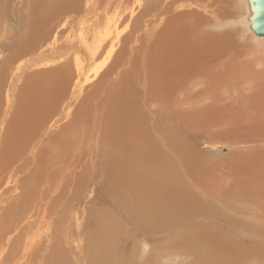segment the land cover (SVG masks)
Here are the masks:
<instances>
[{"label": "bare ground", "instance_id": "1", "mask_svg": "<svg viewBox=\"0 0 264 264\" xmlns=\"http://www.w3.org/2000/svg\"><path fill=\"white\" fill-rule=\"evenodd\" d=\"M186 1L192 3L184 5ZM194 1L209 4L200 6ZM231 1L246 19L235 23L238 29L249 32L254 46L263 43L264 37H257L250 29L248 0ZM226 5V0H46L43 9L74 15L67 50L81 52L85 64L74 79L67 74L63 55L46 60L39 57L28 63L18 62L16 56L9 66L2 64L0 73L7 74L10 82L5 83L8 91L0 111V264H123L125 246L129 249V245L121 247L123 239L115 241L112 232L118 233L122 228L109 231L111 227L107 225L106 234L95 242V233L89 234L92 223L84 207L95 201L118 205L114 210L121 222L130 228L133 234H129L141 249L152 248L155 264H159L163 250L157 252V247L153 248L155 236L158 231L163 235L171 226L176 230H195L194 244L183 237L188 230L175 239L188 247L199 244L192 248L194 264L231 263L230 243H225L224 248H213L216 238L208 229L201 231L188 224L190 217L194 220L198 215H206L208 221H213L214 230L218 220H225L212 210L214 204L219 206L218 211H233L231 215L239 210L243 222L247 223L249 218V226L261 227L256 234L251 233L250 241L258 255L254 257H260L254 249L264 246V217L253 211L256 207H245L255 201L258 205L264 198L241 197L236 204L242 209L236 210L238 206L227 204L229 193L245 190V186H240L243 177L239 172L234 174L235 170L215 173V166L203 165L206 151L184 150L186 142L179 127L183 114L194 111L189 107L198 102L229 107L231 90L243 83L242 76L234 75L236 80L227 84L229 74H215L229 67L224 63L229 60V43L233 39L218 38L207 28L212 24L221 29L229 24L224 12ZM210 6L217 12L208 10ZM44 44L41 41L39 47ZM232 56L236 58V54ZM239 57L243 56L236 59ZM61 61L65 64L59 65ZM85 68L88 70L84 71ZM246 68L244 65L241 69L244 72ZM238 69H233L234 73L241 70ZM27 71L33 73L26 78L28 89L18 102L16 85ZM5 85L0 82V92ZM83 90L89 92L79 102ZM242 108L251 114L249 104L241 105ZM72 113L75 116L67 125L65 119ZM204 147L213 150V154L221 153L216 145ZM168 153L174 154L178 162L169 160L172 156L167 157ZM180 175L190 183H166L168 177ZM249 190L251 195L254 189ZM69 206L73 208L74 225L70 221L65 223ZM245 210L251 213L245 215ZM99 226L103 229V222Z\"/></svg>", "mask_w": 264, "mask_h": 264}, {"label": "rangeland", "instance_id": "2", "mask_svg": "<svg viewBox=\"0 0 264 264\" xmlns=\"http://www.w3.org/2000/svg\"><path fill=\"white\" fill-rule=\"evenodd\" d=\"M53 1H56V0H53ZM226 1H227V5L225 6L224 12L227 15L226 22H227V24L229 23L227 25L228 27L226 26L224 28L219 29V27H217L216 25L212 26V24H211V26L209 25V28H207L208 32H210V30H211V32L215 36H217L218 38H223V36H225V37H229V40L233 39L231 41V43H229V48L231 46V48L229 50V60L225 61V63H224L229 67L224 68L225 70L220 69L219 71H215V72H217L215 74L216 75L220 74V73H221V75L229 74L230 80L229 79L225 80L227 82V84H229V82H231V81L234 82L236 80L235 78H233L234 75L242 76L241 81H243V83H242L243 85L241 84L240 86H237V90H233V91L231 90V92L229 91L230 94H232V100H229V102H230L229 107L231 106L230 108L229 107L224 108L223 106L217 107L216 105L210 104V102H207V101L204 103L198 102V103H196V105L194 107H189L190 108L189 110L194 109V111L189 112V113L186 112L185 114H183L182 120L181 119H180L181 121L179 120V127H180V130L182 133L181 136H183V141L185 140L184 142H186L185 147L188 148V146H191V147H189L188 150H187V148H185L184 150H186L188 152L190 150H191V152L194 150L195 151L198 150L202 153H203V151H206L207 154L205 156H207V157L204 156L203 157L204 160L201 161L203 163V165L207 164L206 167L210 166L209 168H211L212 166H215L214 167L215 173H217L218 170H222V171L223 170L228 171L229 169L235 170L234 174H236V173L238 174V172H239V176L243 177L242 180L240 181V186L241 187L245 186V190H244V188H241L242 190H239L240 192L238 194L237 193L235 194L231 191L233 194L231 195V193H229V197L226 200L227 204H229V203L231 205L234 204L233 206L236 207V206H238L236 204L237 203L236 201H241V197H243V199L246 197V199H247L248 198L247 195L258 196V197L264 198V197H262V196H264V161H263L264 158H262V156H264V141H263L264 140V99H263L264 89L262 88V87H264V86H262V83L264 84V57H263L264 56L263 55L264 54V42L260 43L258 46H254V44L250 42L249 32L247 34L246 32H244V30L242 28L238 29V27L235 24L236 22H238V23L241 21L245 22V20H246L245 17H241L244 14L243 11H239V9L237 8L236 4L233 1H231V0H226ZM45 2H46V0H0V51H1L0 52V69H1V67H3L2 64L6 65V63H7L8 66H9V64H12L13 63L12 58L16 57V56L20 59L18 62L28 63L29 61H32V60L39 58V57H40L39 58L40 60H42V59L46 60L48 58H53V57L63 55V56H66L65 61H67L66 62L67 63V74H70L72 79H74L77 74H80L81 69L84 67V64H85V59H84V56L81 52H74V51L67 50V46H68L67 45L68 44L67 37L72 35V30L74 29L73 28L74 26L72 23L74 20L73 19L74 15L71 13H68V14H65L62 12L58 13V11L54 12V10H52V9H50V10L43 9L42 7H44ZM189 2L190 1H188V2L186 1V2H183V4L186 5V3H187V5H188V4L192 3V1L190 3ZM194 3L195 4L197 3L196 5H200V6H206L207 4H209L207 2L201 3L200 1H194ZM208 10L213 11V12H217V11H215L216 8L211 7V6H210V8H208ZM234 18H235V20H234ZM67 20H68V22H67ZM231 24H232V26H231ZM234 26H236V27H234ZM231 27H232V29H231ZM212 28H213V31H212ZM216 29H218V30H216ZM239 33H241L240 38L241 37H244V38L240 39ZM245 35H247L248 37ZM246 38H248V41L250 43L247 41ZM41 41L45 43L42 48L39 47V44ZM240 41H242V42H240ZM232 42H233V44H232ZM235 42H238V44H236ZM247 43L249 44V46H247L248 45ZM2 44H5V46L2 47L1 46ZM34 46H38V48L37 49L33 48ZM2 48L5 50L8 49L9 51L4 52V50ZM239 48H241V50ZM31 49L35 50V51H31ZM43 49H46V50H43ZM235 49H236V51H235ZM257 52H258V54H257ZM252 53H254V54H252ZM234 54H236V58H238V56H243V57H239V59H236L232 56ZM261 54L263 56H261ZM251 58H252V61H250ZM230 59H233V60H230ZM256 60L258 63H256ZM65 61H61V63L60 62H58V63H60L59 65H64ZM228 61H231V62H228ZM234 62L235 63L241 62V63L240 64L237 63L238 64L237 65ZM244 65H245V67H247L245 71L246 72L250 71L249 73H246L245 71L243 72V70L241 69ZM237 66L239 69L235 68ZM250 67H252L253 69ZM232 68L234 70H236V69L240 70L241 69L240 71H242V72L235 71V73H234V70ZM85 70L87 71L88 68H85L84 71ZM4 71H6V67L3 69V72ZM239 72H240V74H239ZM32 73H33V71L25 72L22 75L20 81L17 83L16 91H15L16 101L18 100V102H20L25 97L26 94L24 92L28 89L26 87V85H27L26 82L28 81L26 78H29L32 75ZM243 74L245 76H243ZM261 75H262V77H261ZM7 77H8L7 74L4 75V74L0 73V82L2 85H5V83L9 84L10 81H9V78H7ZM245 77L248 79H245ZM255 77H257V78H255ZM232 79H234V80H232ZM259 79H260V82H259ZM262 79H263V82L261 81ZM238 80H240V79L238 78ZM255 82H256V84H255ZM258 82H259V84H258ZM251 83L255 86H253ZM7 84L4 86L3 89H1V92H0V111H1V106L3 108V105H5V95L7 94L6 91H8V89L6 87ZM241 86H243V87H241ZM258 88H260V91L258 90ZM238 89H239V93H238ZM83 91H82L81 96L79 98V100H80L79 102H81V99H83L84 96L89 92V90H83ZM237 93L240 95H238ZM261 94H262V96H261ZM246 96H248V97H246ZM253 97L255 99H252ZM261 100H262V102L258 103ZM76 104H78V103H76ZM245 104H249V106L252 107L251 108V114L248 113L247 110L244 112L243 111L244 108L240 109V106L241 105L244 106ZM253 106H254V108H253ZM253 109H254V112H253ZM73 113L76 114L75 111H73ZM73 113L71 114L70 117H68V119L67 118L65 119V122H67V125L69 124L70 119H73L72 116L73 117L75 116V114L73 115ZM254 114H257L258 117H256ZM183 132L185 135L183 134ZM260 135H263V136L260 137ZM253 140L256 142L254 143ZM181 142H182V139H181ZM181 144H183V143H181ZM205 144H211L214 146L216 145L217 147L220 148L221 153L217 154V155L213 154L214 151L210 150V148H208V147H204ZM256 144H257V146H256ZM250 147L252 148V150ZM248 150H250L251 152ZM186 151H184V153H186ZM167 155H168L167 157L172 156V158H168V159L172 160V162L174 164L176 162H178L176 159L173 158L175 156L174 154L171 155L170 153H168ZM199 159H200V157H199ZM188 161H191V159L189 158ZM171 169L170 170L173 171V167H171ZM197 176L198 175H196V177ZM196 179L197 178H195L194 180H196ZM170 180H171V182H170ZM215 180H218V177H216ZM184 181L186 183H190V182H187L188 180L184 179V177L182 175H180L178 178H177V176H175V177L170 176L167 178L166 183H169L168 185H170V184H175V183L179 184L180 182H184ZM198 181L202 182L200 179ZM227 181H229V179L226 180L224 182V184ZM259 182H261L262 184ZM230 183H233V182L230 180ZM251 183H252V185H251ZM216 184H217V181L214 182V185H216ZM224 184H223V186H224ZM217 186H218V184H217ZM231 186H232V184H229L230 188H231ZM249 188L254 189V191L251 190V195L247 192V191H250ZM257 190H258V192H257ZM229 192H230V190H229ZM254 192H256V193H254ZM93 199H94V197H93ZM230 199H232V200H230ZM91 201H93V200H91ZM250 203L248 205H246L245 208H252V207L255 208L256 207L255 209H253V211L260 212V214H261L260 216L264 217V201H262V203H258L259 207H258L256 201L254 202V204H252V203L250 204ZM101 204H102V202H100V201L96 202L95 201V202L90 203V205L86 204L84 207L85 215H86V217L89 218L90 223H92V227L90 228L91 232L89 234H92V231H93V233H95L94 236L96 235L95 237L92 238V240H94L93 242H95V240H97L100 237H103V235L106 234L105 233V227L107 225H108L107 226L108 228L111 227V229H108L109 231H111L113 229H117V228H119V229L122 228V230H120V231L117 230L119 234L115 230L112 232L115 236V237L113 236L114 240L119 239L118 241H121L120 237H121V239H123L121 241V244H120L121 247H123L125 244L129 245V249L125 246V255L122 256V260H121L123 262V264H135V263H137L136 260H138V258H140V262L138 264H141L143 262H145L144 264H155L154 259H153V254H152V252H153L152 248L151 249L147 248L144 250H143V248L141 249L140 243L136 240L135 237H133V235H132L133 233L130 232V230H129L130 228L126 227V225L123 222H121V219L116 214V210H114V209H116V206H118V205H115L113 202H110V201H106V204L105 203H103L102 205ZM111 205H112V207H111ZM218 207L216 208V206L214 204L212 210L217 211V213H216L217 217H219L221 220H222V218L224 219V217H225V220L222 221V223L218 220L215 223L216 225H215L214 230H213V227H214L213 221H208L206 215H201V216L198 215L194 220H192L193 217L192 218L190 217L191 221L188 222V224L189 225L194 224V226H197V228L200 229L201 231H206L208 229L210 231L209 234H213L216 238L214 245H213V248H217V249L224 248L223 246L225 243H227V244L230 243L229 244V248H231L230 254H232L231 255L232 259L229 260V263L231 262L230 264H250L252 262H256L258 264H264V258H263L264 257V255H263L264 246L258 245L257 248L254 249V250H256V253L259 251L261 258L260 257H254V256H258V255L253 252L252 244L250 243L251 237H252L251 233L256 234L261 227L258 229V227L256 225H254V222H253L254 227L249 226V223H250L249 218H247L248 224L246 222H243V219H242L243 215L239 212V210H236V209H239V207H240V209H242L241 205L238 206L237 208H235L236 212H235V214H232V215H231V213H233V211L231 213L230 212H221V211H218ZM258 208H259V210H258ZM232 209H234V208L232 207ZM262 209H263V211H262ZM72 212H73V208L69 206V208H67V214H66L67 217L65 218L66 224H67V221H70V223L73 224L74 218H73ZM220 212L222 215L220 214ZM250 213H251L250 210H245V215L246 214L249 215ZM236 215H237V217H236ZM209 216H212V215H209ZM213 216L215 217V214H213ZM64 217H65V215L62 218H64ZM90 217H92V218H90ZM229 217H231V218H229ZM233 217H234V219H233ZM198 218H199V220H198ZM231 220H233V221H231ZM105 221L107 223H105ZM188 221H189V219H188ZM102 222H103V229H101V226H99L100 224L102 225ZM94 225L96 228L93 229ZM97 226L100 227V230L97 228ZM121 226H123V227H121ZM171 228H172V226L166 230V232L168 231L167 233L165 232L166 235H165V233L163 235L162 234L160 235L159 234L160 232L158 231V234L155 236L156 240H155V242H153V246L154 245H156V246H154L153 248L155 249L157 247L156 248L157 252H160V250L163 249L160 253L162 255L165 254V256H162V255L160 256V259L158 260L159 264H194L193 252H195V251H193L194 249H192V248H194V247L196 248V246L199 244H196L195 246H192V247H188V246L180 244L179 242H175V239H178V234L180 235V232H182L183 230H188L187 235H185L183 237L187 239L188 243L192 242L194 244V242H195V240L193 239L195 237L194 232H193L194 229H192L191 227H181V228L179 227L178 230H176L174 228H172V230H170ZM170 231L173 233H170ZM178 231H179V233H178ZM235 231H237L238 233H234ZM129 232L132 234H129ZM116 233H117V235H115ZM128 234H129V236H128ZM181 234H183V233H181ZM221 234L224 236H221ZM173 235H174V237H173ZM130 236H131V238H128ZM110 237H112V236H109V238ZM124 237H126V239ZM168 237L170 238V240H168L169 239ZM224 237H225V239H224ZM160 238H161V240H160ZM165 239H167V240H165ZM126 240H128V242ZM135 240L139 244H137L135 242ZM123 241L125 243H122ZM161 241H162V243H161ZM164 243H166V244H164ZM201 243H203V242H201ZM130 244H131V246H130ZM134 244H136V245H134ZM219 245H221V246L219 247ZM115 246H114V248H115ZM171 246H172V248H170ZM186 247H188V248H186ZM239 247H241V248H239ZM166 249H167V251H164ZM169 250H171V252ZM241 252H243V253H241ZM140 253H141V255H140ZM136 254H137V256H136ZM141 257H142V259H141ZM148 258H151L150 261L152 260L151 261L152 263L148 262L149 261ZM254 258H257L258 260L254 259Z\"/></svg>", "mask_w": 264, "mask_h": 264}, {"label": "water", "instance_id": "3", "mask_svg": "<svg viewBox=\"0 0 264 264\" xmlns=\"http://www.w3.org/2000/svg\"><path fill=\"white\" fill-rule=\"evenodd\" d=\"M250 29L257 37H264V0H248Z\"/></svg>", "mask_w": 264, "mask_h": 264}, {"label": "clouds", "instance_id": "4", "mask_svg": "<svg viewBox=\"0 0 264 264\" xmlns=\"http://www.w3.org/2000/svg\"><path fill=\"white\" fill-rule=\"evenodd\" d=\"M145 248L147 247V245L144 246Z\"/></svg>", "mask_w": 264, "mask_h": 264}]
</instances>
